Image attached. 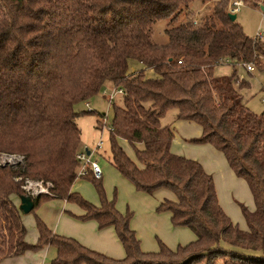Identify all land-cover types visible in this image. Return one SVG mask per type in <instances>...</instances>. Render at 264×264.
I'll use <instances>...</instances> for the list:
<instances>
[{
    "label": "trees",
    "instance_id": "trees-1",
    "mask_svg": "<svg viewBox=\"0 0 264 264\" xmlns=\"http://www.w3.org/2000/svg\"><path fill=\"white\" fill-rule=\"evenodd\" d=\"M192 1L0 0V153L21 156L0 162V260L54 244L52 264H264V114L252 110L243 94L251 86L247 74L254 73L246 63L264 71V40L231 18L232 0H200L209 9L200 16L193 15ZM183 12L184 19L166 27L168 40L156 42L154 22ZM126 58L155 67L163 81L122 72ZM221 65L232 72H218ZM108 80L123 88L121 101H111V121L99 124L109 127L111 161L139 189L175 192L158 208L195 232L186 244L171 248L161 242L157 250H144L131 213L120 212L102 184L100 206L73 189L80 163L78 117L96 111L76 105ZM172 107L178 117L202 126L191 141L215 145L247 180L255 202L253 209L240 203L247 228L225 211L202 162L172 149L174 128L161 120ZM98 113L105 120L106 112ZM29 181L46 189L33 193ZM18 193L31 194L35 205L53 197L77 200L85 217L115 227L126 255L114 257L59 234L40 217L38 241L28 242L13 199Z\"/></svg>",
    "mask_w": 264,
    "mask_h": 264
},
{
    "label": "rangeland",
    "instance_id": "rangeland-1",
    "mask_svg": "<svg viewBox=\"0 0 264 264\" xmlns=\"http://www.w3.org/2000/svg\"><path fill=\"white\" fill-rule=\"evenodd\" d=\"M261 2H264V0L259 1V3ZM200 3V0L191 2L190 7L193 15L200 16L209 11L207 8L201 10ZM237 13V19L242 23L248 34L255 36L259 29L264 31V11L261 6L245 2L240 5ZM184 18L185 12L174 20L171 17H164L155 21L152 32L153 39L156 42H166L169 37L165 30L166 27L170 24H177ZM217 71L231 73L232 66L221 65L217 68ZM252 71L254 73L251 75L245 72L251 81V86L244 89L243 94L247 105L252 110L264 114V71L256 69ZM114 86V82L108 80L97 94L76 105L78 109L92 108L97 111L86 112L78 117L81 128L80 150L87 152V149H89L91 151V158L97 160L101 165L102 176L101 178H95L93 175H79L74 182L73 189L78 191L83 198L100 206L102 196L100 185L102 184L107 199L113 201L120 212L131 213L130 225L136 229L141 247L144 250H157L160 248L161 242L171 248H176L179 244H186L196 238L195 232L188 225L175 224L171 219L169 210L158 208L161 201L166 197L175 198V192L167 187H160L153 193L139 189L111 161L112 150L109 127L104 124L102 128L99 124L109 123L112 119L113 106L106 93ZM121 98V94L118 93L114 101L120 102ZM98 112H106L105 120L102 118L99 121L100 114ZM176 112V107L168 109L161 119L162 123L172 124ZM191 122L193 130L196 133H201V126L194 121ZM172 127L174 128L173 124ZM198 127L200 130L197 129ZM101 140V145H98ZM184 142V140H180L179 144L175 146V149L178 147L182 149L178 153L195 159L197 157L200 159L201 157H207L209 160L213 159V164L210 165L214 168V172L211 173L215 179L219 201L234 222L242 228H247V222L240 203L250 209L255 207L254 197L247 180L233 172L222 151L218 150L224 160L219 159L220 161H217L209 149L200 147L201 145H197L191 140L185 142L186 144ZM124 147L131 158L136 160L137 155L134 147L125 140ZM20 159L21 156L18 154L0 153L1 163L15 162ZM230 170H232V175L229 174ZM26 187L30 188L33 193L46 189L42 183L36 181H29ZM13 199L18 205L19 199L16 194L13 195ZM85 213V207L73 198L53 197L43 199L33 206L30 211L21 212V219L26 228L25 238L31 243L38 241L37 218L40 217L49 228L59 234L76 237L87 246L106 252L114 257L125 256V247L119 239L115 227L113 225L101 227L96 218L85 217ZM119 251L123 254L120 256L112 254V252L119 253ZM56 254L57 247L54 244H49L39 249L25 250L10 261L13 263L0 262V264H27L28 262L40 264L43 259L46 264H52Z\"/></svg>",
    "mask_w": 264,
    "mask_h": 264
},
{
    "label": "crops",
    "instance_id": "crops-1",
    "mask_svg": "<svg viewBox=\"0 0 264 264\" xmlns=\"http://www.w3.org/2000/svg\"><path fill=\"white\" fill-rule=\"evenodd\" d=\"M200 4H201V8H202L201 10H204V9L207 8L206 4H204L202 2ZM256 6H261V4L256 5ZM237 15H238V13H237ZM194 16H196V15H194ZM122 72H124L126 74L139 73L141 79H143V80H145L147 82H150V83L159 84V83H161L163 81V77L156 71L155 67H153V66L148 67V66L144 65L142 61H140L138 59H134V58H126L124 60L123 67H122ZM178 112H179V109L177 108V112L175 113V116H174L175 120L172 123L174 125V130H175V135H174V139H173L172 149L176 153H178V152H180L182 150L180 147H178L179 149L177 147H176L177 149H175V146H177L179 144L180 140H184L185 142H188L191 138L196 137V136H200L201 133H202V130H201V133H196V131L193 130V124H192L191 121H194V120L178 117ZM194 122H196V121H194ZM196 123H198V122H196ZM167 124H170V123H167ZM172 124H170V125H172ZM197 129L200 130L199 127ZM201 129H202V126H201ZM194 143L197 144V145H201L200 147H205L206 149H209L210 153H212V155L215 157V159L217 161H220L219 159H222V161L224 160V158H222V156H220V154L218 152L219 149L215 145H213L211 143H197V142H194ZM202 145H204V146H202ZM196 159H198V160H200L202 162V164L204 165V167L206 168V170L208 172H214V168L211 167V165L213 164V159L209 160L207 157H204V158L201 157V159L197 157ZM225 159H226V157H225ZM209 161H210V163H209ZM226 161L229 164L227 159H226ZM232 170H233V168H232ZM232 170H230L231 172H229L230 175H232ZM233 172H235V171L233 170ZM16 195L18 196V194H16ZM18 199H19V197H18ZM112 254L116 255V256H120L123 253L122 252L120 253V251H119V253L112 252ZM17 256L18 255H16V256H8V257H5V258H2L0 260V262L8 263L11 260L15 259ZM10 263H13V262H10ZM32 264H36V263H32ZM40 264H46L44 259L42 260V262H40Z\"/></svg>",
    "mask_w": 264,
    "mask_h": 264
},
{
    "label": "built area",
    "instance_id": "built-area-1",
    "mask_svg": "<svg viewBox=\"0 0 264 264\" xmlns=\"http://www.w3.org/2000/svg\"><path fill=\"white\" fill-rule=\"evenodd\" d=\"M242 3H244L243 0H232L230 10L237 12ZM255 37L261 40H264V31L262 29H259ZM179 61L181 62L182 60H179ZM246 66L248 70L255 69V65L253 63H246ZM118 93H123V88L121 86H114L113 89L107 93V97L110 101H113V99L116 97V94ZM101 142L102 140L99 142L98 145H101ZM76 155L78 159L80 160V163L78 166V175H84V174H87L89 171H91L96 177L102 176L101 165L99 164L97 160H93L91 158V151L88 153L84 150H79ZM28 264H32V263L29 262Z\"/></svg>",
    "mask_w": 264,
    "mask_h": 264
},
{
    "label": "water",
    "instance_id": "water-1",
    "mask_svg": "<svg viewBox=\"0 0 264 264\" xmlns=\"http://www.w3.org/2000/svg\"><path fill=\"white\" fill-rule=\"evenodd\" d=\"M261 7L264 9V4H261ZM230 16L232 19H236L237 12L230 11ZM87 152L89 153L90 150L87 149ZM19 197V203L18 208L21 212L25 213L30 211L33 206H35V200H33V196L29 193H18Z\"/></svg>",
    "mask_w": 264,
    "mask_h": 264
}]
</instances>
